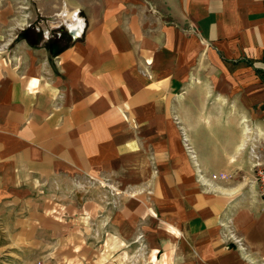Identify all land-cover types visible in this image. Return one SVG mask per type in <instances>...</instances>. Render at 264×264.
I'll return each instance as SVG.
<instances>
[{
    "label": "crops",
    "instance_id": "1",
    "mask_svg": "<svg viewBox=\"0 0 264 264\" xmlns=\"http://www.w3.org/2000/svg\"><path fill=\"white\" fill-rule=\"evenodd\" d=\"M10 1L0 250L40 264H264V0Z\"/></svg>",
    "mask_w": 264,
    "mask_h": 264
},
{
    "label": "rangeland",
    "instance_id": "2",
    "mask_svg": "<svg viewBox=\"0 0 264 264\" xmlns=\"http://www.w3.org/2000/svg\"><path fill=\"white\" fill-rule=\"evenodd\" d=\"M65 3H67L69 5L68 8L71 7V10H77L79 9L78 6H74V5H71L70 6V2L68 0H63L62 1V5H63V8H65ZM11 6V1L10 0H0V6ZM24 4V1L23 0H14V7L15 8H21ZM30 4L34 7V8H37V3L36 1H30ZM69 10V11H68ZM64 9L62 10V27H61V33H67V30H66V27H65V24L66 22H68L71 18L69 16H66V14H70L72 11H70V9ZM66 13V14H65ZM77 13H79V11H77ZM82 15V13H81ZM78 16V15H77ZM78 20L81 21V19L78 17ZM65 23V24H64ZM75 23V22H74ZM59 29L55 28L54 31H52V35H51V39H57V31ZM68 37L66 36L65 40L62 41L61 45H64V44H67L68 42ZM263 62H260V61H256L255 65L260 68L261 65H262ZM264 76V75H263ZM33 251V250H31ZM40 257H38L36 254H34L33 252H28V254H25V255H16V254H10V252L8 251H3V250H0V264H40V262H38ZM48 261V260H47Z\"/></svg>",
    "mask_w": 264,
    "mask_h": 264
},
{
    "label": "built area",
    "instance_id": "3",
    "mask_svg": "<svg viewBox=\"0 0 264 264\" xmlns=\"http://www.w3.org/2000/svg\"><path fill=\"white\" fill-rule=\"evenodd\" d=\"M256 181L259 186L260 197L262 199V209L264 210V163L258 164L255 168Z\"/></svg>",
    "mask_w": 264,
    "mask_h": 264
},
{
    "label": "trees",
    "instance_id": "4",
    "mask_svg": "<svg viewBox=\"0 0 264 264\" xmlns=\"http://www.w3.org/2000/svg\"><path fill=\"white\" fill-rule=\"evenodd\" d=\"M22 37H26L28 39V41L32 44V45H36L39 40H40V36L38 33H36L33 29H27L26 31H24L22 34H21ZM66 38L65 35H63L62 37L56 39L55 41L57 43H62V41H64Z\"/></svg>",
    "mask_w": 264,
    "mask_h": 264
},
{
    "label": "bare ground",
    "instance_id": "5",
    "mask_svg": "<svg viewBox=\"0 0 264 264\" xmlns=\"http://www.w3.org/2000/svg\"><path fill=\"white\" fill-rule=\"evenodd\" d=\"M74 26L76 27V29H81L82 26V22L80 20H78V16L75 15V19H74Z\"/></svg>",
    "mask_w": 264,
    "mask_h": 264
}]
</instances>
